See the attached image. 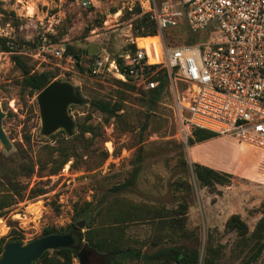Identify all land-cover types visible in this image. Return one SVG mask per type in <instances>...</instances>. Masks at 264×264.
<instances>
[{
    "label": "rangeland",
    "instance_id": "374dc122",
    "mask_svg": "<svg viewBox=\"0 0 264 264\" xmlns=\"http://www.w3.org/2000/svg\"><path fill=\"white\" fill-rule=\"evenodd\" d=\"M86 1L92 5L83 7ZM155 4L159 12L180 10L179 0ZM136 8L104 0H0V108L10 144L6 149L0 142V195L16 188L26 196L0 211V242L20 237L27 244L47 233L75 231L79 245L96 253L91 264H147L109 256L115 248L149 254L196 244L200 264H264V153L218 135L227 159L213 153L204 162L232 178L228 185L205 187L193 173V135L180 136L177 103L185 85L168 82L152 101L107 70L91 73L94 58L118 61L136 43L149 48L158 42V35L137 29L143 15L145 25L157 26L156 19ZM177 22L164 31L168 46L192 39ZM16 56L30 75L68 82L84 100L69 108L72 137L64 130L41 134L38 93L26 85ZM185 205L186 211L179 208ZM79 209L86 210L80 227L74 222ZM232 216L248 234L228 226Z\"/></svg>",
    "mask_w": 264,
    "mask_h": 264
},
{
    "label": "built area",
    "instance_id": "2783aa9c",
    "mask_svg": "<svg viewBox=\"0 0 264 264\" xmlns=\"http://www.w3.org/2000/svg\"><path fill=\"white\" fill-rule=\"evenodd\" d=\"M104 1L123 3L130 11L138 7L155 18L158 42L149 48L136 43V51H126L124 71L117 60L94 58L92 74L107 70L149 93L160 87L165 71L172 87L185 85L177 103L181 138L205 130L264 153V0H179L180 10L173 13L159 12L155 0ZM178 19L196 44L167 45L164 31L178 26Z\"/></svg>",
    "mask_w": 264,
    "mask_h": 264
},
{
    "label": "trees",
    "instance_id": "16d2710c",
    "mask_svg": "<svg viewBox=\"0 0 264 264\" xmlns=\"http://www.w3.org/2000/svg\"><path fill=\"white\" fill-rule=\"evenodd\" d=\"M139 9V8H136ZM145 17L143 19V26H140L137 29H141L145 27V36H156L158 35V28L156 24H146L145 21L147 19V15H143ZM145 25V26H144ZM191 41L187 44H196L197 39L195 37H191ZM131 51H136V47L134 46ZM79 60V58H78ZM14 62L18 65L22 71L24 72L27 79L25 83L28 87L32 90L36 91L38 94L44 90L48 85H50L53 80L47 74H40V75H30L26 65L22 62L20 57H15ZM119 66L122 71L124 68L122 66V61L118 60ZM160 80V87L157 90L152 92L146 93L149 97L152 98V101L158 100L160 95L163 93L167 83L168 78L165 71H161L159 78ZM127 84V83H126ZM131 85V84H128ZM133 86V85H132ZM133 88H135L133 86ZM136 89V88H135ZM97 107L102 108V105H97ZM106 109V108H103ZM108 109V108H107ZM218 135L214 132L205 131V130H195L193 132V139L190 140V146L203 143L214 138H217ZM69 141V140H68ZM210 147V146H208ZM67 161V158L63 161V164ZM210 164V161H207ZM211 165V164H210ZM54 172V171H53ZM193 173L197 180L205 187H214L216 185H228L230 184V179L232 178L231 175L217 172L213 169L201 166L199 164L194 165ZM11 190L5 191L3 195H0V211H5L13 206L18 205L20 202H23L26 198L25 194L21 193L16 188H10ZM31 194H34V191H31ZM32 198V197H31ZM29 198V199H31ZM86 207L90 206V204H86ZM186 211L185 206H179ZM85 209L76 210V217L74 222L76 226H83L84 220L83 216L85 213ZM184 213V212H183ZM82 216V217H81ZM74 226V227H76ZM228 226L232 229H236L238 232L246 235L248 234V228L244 222L241 221L239 216H232L231 219L228 221ZM92 226H88L90 229ZM55 233H47V235H51ZM18 241L22 243V239L20 237H12L9 242ZM93 247L98 249H103V243L101 242H94L90 240ZM6 239H2L0 242V256L4 251V247L7 244ZM92 249V248H91ZM94 251V249H92ZM96 255L94 251V256ZM78 258V253L70 250V249H60L54 252V256L50 257L49 252H46L43 257L35 262L34 264H72V257ZM109 256H119L120 260H129L131 258L139 259L145 261L147 264H200V250L198 245L195 246H169L165 248H160L152 253H141L134 250H125L121 248H115V251L109 254ZM205 264H209L208 261Z\"/></svg>",
    "mask_w": 264,
    "mask_h": 264
},
{
    "label": "water",
    "instance_id": "95a60500",
    "mask_svg": "<svg viewBox=\"0 0 264 264\" xmlns=\"http://www.w3.org/2000/svg\"><path fill=\"white\" fill-rule=\"evenodd\" d=\"M37 103L43 136L49 137L59 130H64L69 137L74 135L75 122L69 115V108L73 105H82L84 100L77 95L73 85L53 81L38 94ZM3 118L4 114L0 108V142L9 149L10 144L2 128ZM60 249L77 252L79 264H91L94 257V251L88 246L81 247L76 232L70 231L46 235L27 244L18 241L8 242L0 256V264H34L46 252Z\"/></svg>",
    "mask_w": 264,
    "mask_h": 264
},
{
    "label": "crops",
    "instance_id": "0c3cea01",
    "mask_svg": "<svg viewBox=\"0 0 264 264\" xmlns=\"http://www.w3.org/2000/svg\"><path fill=\"white\" fill-rule=\"evenodd\" d=\"M210 146V147H208ZM226 143L221 138H214L212 140L196 144L190 151V154L192 155L194 153V161L195 163H198L200 165H203L205 167H212L210 164L204 162L206 161L205 158L208 155H212L214 153L215 156L221 158V159H227V156L225 155L222 150H218V148L225 147ZM211 151V153H210ZM231 159V158H230ZM233 160V159H232Z\"/></svg>",
    "mask_w": 264,
    "mask_h": 264
}]
</instances>
